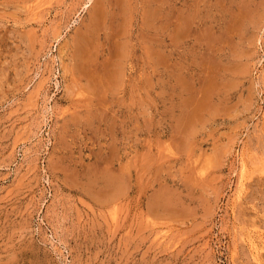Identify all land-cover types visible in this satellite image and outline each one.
I'll return each mask as SVG.
<instances>
[{
	"label": "rangeland",
	"instance_id": "rangeland-1",
	"mask_svg": "<svg viewBox=\"0 0 264 264\" xmlns=\"http://www.w3.org/2000/svg\"><path fill=\"white\" fill-rule=\"evenodd\" d=\"M0 264H264V0H0Z\"/></svg>",
	"mask_w": 264,
	"mask_h": 264
}]
</instances>
